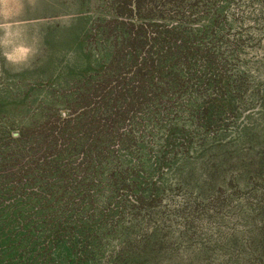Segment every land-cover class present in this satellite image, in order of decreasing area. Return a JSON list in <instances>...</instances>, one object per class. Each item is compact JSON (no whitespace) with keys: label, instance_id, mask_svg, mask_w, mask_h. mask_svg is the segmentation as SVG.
Segmentation results:
<instances>
[{"label":"rangeland","instance_id":"rangeland-1","mask_svg":"<svg viewBox=\"0 0 264 264\" xmlns=\"http://www.w3.org/2000/svg\"><path fill=\"white\" fill-rule=\"evenodd\" d=\"M114 18L111 0H0L2 147L70 116L112 59L101 26ZM199 21L235 72L230 105L201 126L169 108L142 136L138 201L98 199L117 210H97L83 241L37 249L36 200L0 195V264H264V0H225Z\"/></svg>","mask_w":264,"mask_h":264},{"label":"trees","instance_id":"trees-1","mask_svg":"<svg viewBox=\"0 0 264 264\" xmlns=\"http://www.w3.org/2000/svg\"><path fill=\"white\" fill-rule=\"evenodd\" d=\"M224 2L111 0L115 18L101 27L114 53L102 79L89 82L69 117L50 118L0 145L1 201L36 200V225L44 227L37 249L83 241L97 210H117L98 199L138 201L135 190L146 175L136 166L142 136L170 117L169 108L201 126L217 107L230 105L235 72L221 38L196 28Z\"/></svg>","mask_w":264,"mask_h":264}]
</instances>
